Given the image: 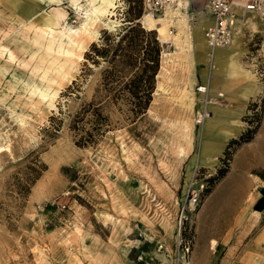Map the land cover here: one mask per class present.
I'll list each match as a JSON object with an SVG mask.
<instances>
[{"label":"rangeland","instance_id":"rangeland-1","mask_svg":"<svg viewBox=\"0 0 264 264\" xmlns=\"http://www.w3.org/2000/svg\"><path fill=\"white\" fill-rule=\"evenodd\" d=\"M75 4L0 0V264L170 261L179 232L195 249L198 210L214 187L190 264H264V207L254 211L264 184V24L240 29L243 73L234 78L226 64L217 73L209 52L163 41L152 99L135 116L129 93L103 87L109 62L92 55L93 44L129 23L135 29L123 43L137 44L141 30L158 36L155 25L140 21L141 0H117V24L92 37ZM205 5L191 2L194 21L198 10L212 18ZM198 83L208 84V96L223 93L211 105L213 131L215 120H193ZM88 132L93 140L79 144ZM211 138L224 144L207 159Z\"/></svg>","mask_w":264,"mask_h":264},{"label":"trees","instance_id":"trees-1","mask_svg":"<svg viewBox=\"0 0 264 264\" xmlns=\"http://www.w3.org/2000/svg\"><path fill=\"white\" fill-rule=\"evenodd\" d=\"M127 29L118 37L109 40L105 35L103 42L93 44V54L99 55L109 62L103 69L102 85L105 89L115 90L116 94L129 93V109L136 116L146 111L155 87V75L158 72L160 62L161 45L156 34L151 31L141 30L140 42L123 43L128 33L135 29L129 23ZM105 39V40H104ZM108 40V41H107ZM114 45L112 53L109 55L111 46ZM91 53V52H90ZM128 70L126 75L125 71ZM95 121L94 128L99 129L102 125V118L94 106ZM93 133L88 132L87 137H80L79 144H87L93 140ZM245 138L244 140H248ZM220 176L224 170H220Z\"/></svg>","mask_w":264,"mask_h":264},{"label":"built area","instance_id":"built-area-1","mask_svg":"<svg viewBox=\"0 0 264 264\" xmlns=\"http://www.w3.org/2000/svg\"><path fill=\"white\" fill-rule=\"evenodd\" d=\"M193 0H141L144 9H148L154 14H164L166 11L173 10ZM205 4L212 16L211 22L203 27L205 42L210 47L209 56H212L216 47L229 45L237 31L246 27L249 19H254L264 23V0H205ZM174 26L171 25V30ZM190 30V25H188ZM158 38V36H157ZM159 39V38H158ZM163 52V41H160ZM209 86L207 83L196 84L195 92L202 94L197 98V106L193 112V120L196 124L202 123L209 114L212 113L211 105L220 103L223 94L220 91L212 96H208ZM222 93V92H221ZM197 203V193L192 191L190 206ZM65 206L61 204V208ZM181 223H179L180 230ZM192 240L190 237H182L178 234L176 248L172 260L163 261L159 264H189L192 252ZM162 244L160 245V247Z\"/></svg>","mask_w":264,"mask_h":264},{"label":"bare ground","instance_id":"bare-ground-1","mask_svg":"<svg viewBox=\"0 0 264 264\" xmlns=\"http://www.w3.org/2000/svg\"><path fill=\"white\" fill-rule=\"evenodd\" d=\"M74 1H76L75 6H76L77 14L81 19L80 20L81 25H83V27H86V29L89 30L90 35L92 37H96V35L98 34V29L111 28L117 24L118 21L115 18H113V16L115 15L114 9L118 6L117 0H92V1L74 0ZM81 1H83V3H81ZM205 6L209 13V9L207 5ZM187 14H188L187 3L182 6H179L176 9L166 11L164 14H154L150 10L144 9L143 16L140 18V21L143 22L149 20L152 23H154V25H156L154 29L157 31L160 39H162L164 42L171 41L173 43L175 42V40L176 42L180 41L181 42L180 50L184 51L186 44V42L184 41L185 39L189 40V42L191 41V43L193 44V40L191 39L193 35L191 27L190 30H188V25L191 26L193 19L190 22V19L187 16ZM156 15H160V16L153 18V16ZM185 16H187V19ZM104 17H107V20H103ZM171 25L174 26L173 31H171ZM63 30L66 31L67 36H69L71 33H75V31H73L71 28H66V29L64 28ZM238 33H240V30L236 32L235 36L238 35ZM203 39L207 47V50L209 52L210 47L205 42L204 34H203ZM233 41L234 39L227 46L216 47L213 50L212 56L214 55L217 49H222L226 47L227 49H229L232 46ZM219 94H223V93L219 92ZM211 116L212 115L209 114L208 117ZM1 150L2 148H0V151ZM190 260H189V264H190Z\"/></svg>","mask_w":264,"mask_h":264},{"label":"crops","instance_id":"crops-1","mask_svg":"<svg viewBox=\"0 0 264 264\" xmlns=\"http://www.w3.org/2000/svg\"><path fill=\"white\" fill-rule=\"evenodd\" d=\"M187 9H188L187 16L189 17L190 22H191V20L193 19V17H192V13L193 12H192V6L188 2H187ZM197 14H198L199 18H197V21L193 20V22H192V24L190 26L191 29H192V32H193L192 36H194L193 37V45H192V47L184 48V51L185 50L193 51L196 54H200V55L202 54L201 57H203V54L208 53V50H207V47H206V45L204 43V39L203 38H198V35L200 34V31H203V27L207 23L211 22L212 18L207 19V15H205L201 10H198ZM200 15H201V17H200ZM158 16H160V15H158ZM158 16H153V18H156ZM187 16H185L186 19H187ZM208 16H209V13H208ZM179 17H181V16H179ZM257 22L258 21H256V20L251 18V19H249V22L247 24L254 25V26H256L258 24L259 25H263V24H261L259 22L257 23ZM153 25H154V23H153ZM239 35H240V33H238V35H236L234 37V41L232 43V46L229 49H227V47L226 48H222V49H217L215 51L214 55L212 56V59H214V61L219 65L217 67V73L219 72L218 68H221L220 66H223L225 64L227 65V69L229 71V76L230 77L234 78L239 73H243V70H240L239 64L237 63V61L235 59V56H236L235 50H236V46H237L236 40L238 39ZM158 37H159V35H158ZM159 39H160V37H159ZM179 42L180 41L176 42V40H175L174 44L180 49L181 42L180 43ZM214 68H215V66H214ZM217 113L222 114L223 112H219L218 111V112H216L214 114L216 115ZM213 120H215V117H213V116L207 117L205 119V124L209 126V124L212 123ZM214 129H217V117H216L215 124H214V127H213L212 131ZM207 130H208L207 126H205L204 132H207ZM228 136H229L228 134L224 135V139H227ZM221 137H223L222 134H221ZM211 140H212L213 143L210 145V147L204 153V156L207 159H212L213 157L216 158L217 152L219 153V151L221 150L222 145L224 144L223 143L222 145H220V143H222V139L221 138L219 140L211 138ZM214 188L212 189V191L214 190ZM212 191H211V193H212ZM211 193L207 196V198L205 199V201L201 205L200 209L198 210V219H197L196 227L199 224V231H201V233H200L201 236H202V232H203L202 231V218H200L199 216L201 215L202 211H206L207 202H208V199H209ZM245 193H246V190H244V192H242V195H245ZM255 204L257 206V209L254 210L255 212H259V210H258L259 207H264V184L259 186V188L257 189ZM198 220H199V222H198ZM200 234H197V232H196V236H195L196 237V241H197V237H200ZM196 241H195V249H193V251H192L190 263L192 262V260L194 258L193 257L194 253L197 256V253H196L197 243H196ZM210 242L212 243V245H214V244H216L217 241L215 240V238H212L210 240Z\"/></svg>","mask_w":264,"mask_h":264}]
</instances>
